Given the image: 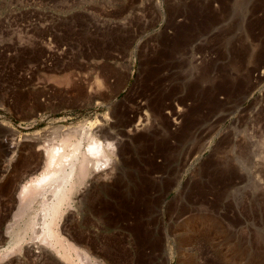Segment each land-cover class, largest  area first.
I'll list each match as a JSON object with an SVG mask.
<instances>
[{
    "label": "rangeland",
    "instance_id": "obj_1",
    "mask_svg": "<svg viewBox=\"0 0 264 264\" xmlns=\"http://www.w3.org/2000/svg\"><path fill=\"white\" fill-rule=\"evenodd\" d=\"M90 118L115 157L60 222L75 264H264V0H0V164ZM21 251L0 264H64Z\"/></svg>",
    "mask_w": 264,
    "mask_h": 264
},
{
    "label": "bare ground",
    "instance_id": "obj_2",
    "mask_svg": "<svg viewBox=\"0 0 264 264\" xmlns=\"http://www.w3.org/2000/svg\"><path fill=\"white\" fill-rule=\"evenodd\" d=\"M66 81L69 82L70 80L66 79ZM55 82L58 83V80ZM58 84H61V80ZM63 85L66 84L63 82ZM179 114H177L179 116L177 119L174 118L175 121L182 118V115ZM96 123L97 121H93L91 118L86 121L82 120L76 127L71 126L72 128L69 127L67 130L59 132L57 136L54 135L56 137L53 139L48 138L50 140L46 141V144L45 141L44 143L41 141L43 143L42 146L38 144L39 142L36 144L32 142V144L25 145V147L22 145L24 142H22L21 138H17L16 142L13 141L10 144H6V156L0 164V182L5 181L6 178L10 179L12 177L11 174L18 173L14 176V184L10 188L14 191L20 189V191L17 193L19 194L17 196L19 198V205L14 215L15 223L8 227L9 246L6 249H0V258L5 259L9 257L7 256L9 251L11 254L13 251L20 253L27 241L38 240V242L45 243L50 249L52 248L64 264H75V260L73 259L75 257H73L72 252L76 247L65 237L66 234L64 235L63 227L60 228V222L64 218L70 202L74 196L78 195L80 188L85 185L86 180L92 178L93 181H101L104 176H108L109 173L105 169L108 163L115 157V152L113 151L115 149L114 143L109 141L115 137L113 132H116H111L114 126H107L109 127L108 129L104 128L105 130L102 131L104 140L102 141L97 132L94 131ZM176 123L178 124L179 122L176 121ZM1 125L4 126L5 122ZM138 126L143 127L144 125H142V122L141 124L138 123L135 127L136 131L139 130ZM101 129L98 130L101 131ZM32 137L31 139H33ZM36 145H39L38 149L43 150V155H45L43 156L45 157L43 159V167L41 168L38 164V166L34 167L36 164L31 163L30 159L32 158H29L28 155L27 157L23 156L29 158H25V160L23 158L22 163L26 161L25 166L22 168L23 170H18L20 172H17V168L20 166L13 165L14 159L22 154L24 147L31 151ZM114 162L112 168H109L112 171L118 166L116 160ZM103 166H105L104 169ZM4 190L7 189L5 188ZM12 190L10 191L11 193ZM8 195L12 199V203L15 202L14 195ZM77 199L79 198L77 197ZM79 251L78 253H80ZM77 254L75 255L77 256ZM85 256V260L89 258L86 253ZM84 257L82 259L78 258L82 264L89 262L87 259L88 262L85 263ZM2 259L0 262H2Z\"/></svg>",
    "mask_w": 264,
    "mask_h": 264
}]
</instances>
